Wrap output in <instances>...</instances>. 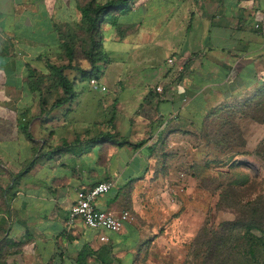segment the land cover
Masks as SVG:
<instances>
[{"label": "crops", "instance_id": "obj_1", "mask_svg": "<svg viewBox=\"0 0 264 264\" xmlns=\"http://www.w3.org/2000/svg\"><path fill=\"white\" fill-rule=\"evenodd\" d=\"M89 1L0 0V264H140L160 240L170 264L188 258L219 223L204 179L232 171L210 121L264 91V0H114L93 36ZM239 121L259 145L262 124ZM105 181L95 205L129 211L123 229L67 226Z\"/></svg>", "mask_w": 264, "mask_h": 264}, {"label": "rangeland", "instance_id": "obj_2", "mask_svg": "<svg viewBox=\"0 0 264 264\" xmlns=\"http://www.w3.org/2000/svg\"><path fill=\"white\" fill-rule=\"evenodd\" d=\"M88 77H85L80 84L81 90L87 95L81 100L86 103L88 107L94 108L96 100L89 94H95L97 87H89ZM96 88V89H95ZM238 106L236 109L238 113L235 115L220 114L217 119L211 120V126L216 129L211 131L210 135L213 139H218L227 144H234L231 148L225 149L224 157L220 159V167L225 168L233 164L232 171L228 175H220L218 178H205L204 184L209 187H216L214 190L211 202L218 204L211 209H204V218L213 217L216 215L218 222L224 220L226 217H232L237 222V229L232 233V248L231 253L225 248H222V256L233 255V263L237 264H264V249L260 245V241L252 242L250 235H261L262 229L264 231V217L255 215L253 220L249 215L251 208L257 212L264 211V139L258 146L250 147L246 145L247 134L245 132V125H241L240 121L244 118V106ZM243 110V113H242ZM254 111L253 114H256ZM264 113V108L259 114ZM258 115V112L257 114ZM224 119L226 121H224ZM261 126L264 127V121ZM219 127H222L221 129ZM248 132V131H247ZM249 136V135H248ZM219 146H224L222 143ZM225 173V171H219ZM243 227V228H242ZM250 228L245 230L244 228ZM242 228V229H241ZM228 238V237H227ZM193 247V246H192ZM188 258H179L176 264H198L200 258L196 261L193 257L194 247ZM184 249L188 250L189 245L186 244ZM190 250V249H189ZM146 258L140 264H170L169 260L163 255V248L161 240L156 242L151 249L146 252ZM190 257V258H189Z\"/></svg>", "mask_w": 264, "mask_h": 264}, {"label": "trees", "instance_id": "obj_3", "mask_svg": "<svg viewBox=\"0 0 264 264\" xmlns=\"http://www.w3.org/2000/svg\"><path fill=\"white\" fill-rule=\"evenodd\" d=\"M117 5V2L114 0L108 1L105 4H98L95 3L94 0H91L81 8V12L84 14V16L87 19L88 23V29L92 31V36L95 34H98V25L102 22H110L112 24L115 23V18L111 14V9L114 8V6ZM118 9L122 8V5H119L117 7ZM93 40V38H92ZM93 46V41H92ZM90 50V53L93 55V51L95 49ZM97 52V51H94ZM94 56V55H93ZM93 62V61H92ZM57 74L59 75L60 84H62V89L65 94H70L72 92V86L71 83L67 81L66 77L63 75L61 68L56 69ZM87 74L94 75L95 72L93 71V65L92 68ZM64 98L59 99V103H61ZM244 106V114L243 116L249 117L253 121H256L258 123H262L264 121V113L259 114L261 109L264 108V91H261L259 95L254 98L253 100H250L248 102H245L243 104ZM242 106V107H243ZM242 110V113H243ZM254 111L257 112L256 114H253ZM238 113L237 109H232L229 112L225 113L227 115H235ZM224 121H226L224 119ZM220 129L222 127H219ZM217 131L216 129H214ZM110 138V137H109ZM222 143L224 146H219V144ZM214 144H216V148L220 151H224L227 148H231L234 144H227L221 142L218 139L214 140ZM261 144V143H260ZM259 144V145H260ZM258 145V146H259ZM220 160L216 161L217 166H220ZM233 164L230 163V166L228 165V168L232 169ZM231 172H225L220 173L218 172V175L216 178H218L220 175H228ZM214 190H216V187H213ZM218 207V204H215ZM249 215L251 219L253 220L254 216L257 215L258 217L261 216L264 217V211L263 212H257L255 209L251 208L249 211ZM237 222L235 219L229 220V221H221L218 223L216 227H208L206 230L203 231V234L195 241V247L196 250H194L193 257L196 258L199 257L201 260L198 264H237L233 263V255H225L226 257L222 256V248H225L231 253L232 248L235 247L232 242L234 241L232 239V233L237 229ZM243 228V227H242ZM241 228V229H242ZM246 231L250 230V228L246 227L244 228ZM261 231V235H250V240L252 242L260 241L261 247L264 249V231L262 229H259ZM228 237V238H227Z\"/></svg>", "mask_w": 264, "mask_h": 264}, {"label": "built area", "instance_id": "obj_4", "mask_svg": "<svg viewBox=\"0 0 264 264\" xmlns=\"http://www.w3.org/2000/svg\"><path fill=\"white\" fill-rule=\"evenodd\" d=\"M257 26V25H256ZM168 63H172L173 59H167ZM90 84L97 86L98 80L95 77L90 79ZM105 90L104 86L100 87ZM159 93H162V88L159 86L155 88ZM113 183L111 181L101 182L88 188L84 194L76 202L72 203L69 207V215L67 219V226L71 227L77 220L81 221L85 226L90 228H102L112 232H120L125 223L130 219V213L127 210L119 212H111L99 209L95 205V199L107 192ZM101 241L108 240L105 236H100Z\"/></svg>", "mask_w": 264, "mask_h": 264}]
</instances>
